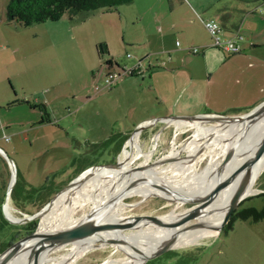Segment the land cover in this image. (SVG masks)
I'll return each mask as SVG.
<instances>
[{
  "label": "rangeland",
  "instance_id": "1",
  "mask_svg": "<svg viewBox=\"0 0 264 264\" xmlns=\"http://www.w3.org/2000/svg\"><path fill=\"white\" fill-rule=\"evenodd\" d=\"M204 1H213L211 9L219 7L225 16L241 23L243 39L256 27L251 17L264 18V0ZM6 3L7 0H0V148L13 161L16 170L17 184L10 193L11 201L34 212L82 167L115 161L121 154L128 159L131 140L126 144L125 140L139 119L164 113L153 112V107L157 106L156 101L153 102V91L144 89L145 96L142 94L138 98L142 88L132 83L139 77L121 74L114 83L116 86L105 87L106 61L111 58L117 61L120 67L112 68L121 73V66L128 68L140 59V67H145L151 58H155V53L159 54L154 52L139 58L141 53L163 52V49L167 52L174 43L183 44L179 26L185 23L184 12H180L183 6L178 0H130L110 9H96L84 19L71 17L65 12L58 20L24 26L6 20ZM190 19L189 26L201 24L197 15L192 14ZM259 27L264 32V25ZM165 61L160 60L157 65L165 66ZM224 72L225 68L222 69ZM222 73L220 71L219 75ZM126 80L132 81V85L124 87L123 92L121 89L117 91V86ZM232 81L233 78L227 84L219 85L223 103L220 113L250 109L244 107L264 96V62L262 66L246 69L242 81L241 78L238 83L232 84ZM219 86L212 87L214 100ZM13 98L21 102L9 104ZM42 106L49 121L39 123L44 116ZM205 123L211 126L215 122ZM159 124L154 123L139 133L140 149L133 166L148 165L151 160L170 153L175 155L174 160L151 167L146 173L163 176L185 187L203 182L207 177L205 168L213 161L221 160L225 144L213 140L210 143L213 144L212 150L195 158L208 142L200 140L191 146L193 131L187 126L177 129L174 134L173 125L168 124L160 135ZM124 135L127 137L122 140ZM108 138L111 140L107 141ZM154 146L157 147L154 149ZM261 171L257 194L264 192V169ZM3 174L0 165V178ZM55 188L58 189L55 191ZM6 190L7 187L0 188V244L11 234L10 226L2 216ZM42 198L44 201L36 207L27 204ZM110 201L109 197L104 201L101 199L103 209L109 208ZM199 203V199H190L176 205L174 201L156 195L134 194L126 196L106 215V220L113 222L119 218L177 214ZM10 205L17 209L12 210L10 206L11 214L21 218L20 211H24L12 202ZM94 205L92 200H83L80 205L73 204L74 208L69 212L61 209L56 216L68 213L64 225L83 217ZM251 205L260 207L262 196L243 201L239 207ZM36 222L37 219L26 225L35 227ZM156 228L143 225L119 233L130 234L139 229L154 233L158 231ZM74 245L75 242L64 245L49 253L48 257L60 258ZM90 245L93 248L84 251L71 264H101L107 258L122 260L130 255L123 254L111 244L97 246L98 243L91 242ZM144 264H264V218L258 221L236 218L220 234L217 232L215 236L199 239L179 251L151 257Z\"/></svg>",
  "mask_w": 264,
  "mask_h": 264
},
{
  "label": "bare ground",
  "instance_id": "2",
  "mask_svg": "<svg viewBox=\"0 0 264 264\" xmlns=\"http://www.w3.org/2000/svg\"><path fill=\"white\" fill-rule=\"evenodd\" d=\"M167 125H173L175 131L177 129L187 126L192 132L191 146L196 145L200 140L203 142L213 143V140H217L225 144V151L230 145L232 138L235 136L239 129V124L228 123V122H215L214 125H207L205 120H195V121H184V120H172L166 119L163 121ZM155 121H146L138 126L131 135L126 140H131L128 143L130 149V154L128 159H125L123 154L120 155L119 161L123 164L120 166H103L99 167L90 174L81 183L74 187H69L63 190L52 202L47 211L39 217L40 227H54L62 225L65 220H67V214H62L56 216V212L61 209L68 210L73 207V204L80 205L83 200H92L95 205L89 209L83 217L100 215L102 214V220L107 222L106 215L109 214L114 208H116L119 203H121L126 196H131L134 194L141 195H156L168 200L174 201L176 205L183 203L186 200L192 199H203L207 194L212 178H214L215 169L219 161H213L205 168V173L207 174L206 179L203 182H197L192 187L182 186L179 182H171L165 179L163 176L147 174L151 167L146 165L133 166V163L137 159V154L139 152V133L147 127L154 124ZM243 130L245 125H241ZM264 133V117L253 123L248 129H245L243 137L239 141L237 151L234 154L230 163L224 168L222 176L226 177L227 182L219 196L214 201L215 208L207 215L206 220L191 231L190 243L195 242L199 239L205 237H212L217 234L219 229L224 225L226 221L228 202L233 193L238 192L242 187L243 175L245 171L242 167L245 160L250 152L252 146L258 141L260 136ZM176 134V133H175ZM126 144V141H125ZM123 146H125L123 144ZM173 150V147L170 149ZM137 156V157H136ZM136 157V158H135ZM257 166L260 170L264 169V152L262 153L260 159L257 161ZM204 173V172H203ZM143 178L141 181H136V178ZM199 176V175H198ZM197 176V177H198ZM200 178V177H199ZM247 181V180H246ZM184 182V181H183ZM109 190V191H107ZM105 193V195L103 194ZM109 196H107V194ZM104 195V196H103ZM111 198V205L109 208L103 209L101 205V199ZM195 206V205H194ZM74 208V207H73ZM192 209V208H190ZM188 210H184L177 214H166L159 217L143 218V216H137L133 218H119L116 221L123 222H139V225L135 227H141L144 225H154L155 222H170L173 224L183 223V219H180V214H183ZM9 204H5L4 212L6 216L11 220H19L9 212ZM106 212V213H105ZM99 213V214H98ZM105 213V214H104ZM59 214V213H58ZM70 214V213H69ZM57 218L56 220H54ZM82 218V217H81ZM144 221L145 223H143ZM114 222V221H113ZM143 223V224H140ZM156 226V225H154ZM182 225L173 227H161L157 226L158 231L152 233L147 232V230H141L133 232L130 234H121L125 238H128L135 243L143 246H159L165 241L174 237L179 228ZM155 229V230H156ZM184 238V236H182ZM91 242L98 243L97 246H105L107 243L100 242L96 237L85 238L75 242V245L71 247L70 251L60 258H51L48 255L41 258L37 264H71L79 255L84 251L93 248L90 245ZM24 249H15L5 256H3L0 264H19L22 259ZM142 259L140 254L130 253L125 259L118 260L113 258H107L101 264H142Z\"/></svg>",
  "mask_w": 264,
  "mask_h": 264
},
{
  "label": "water",
  "instance_id": "3",
  "mask_svg": "<svg viewBox=\"0 0 264 264\" xmlns=\"http://www.w3.org/2000/svg\"><path fill=\"white\" fill-rule=\"evenodd\" d=\"M264 117V100L257 104L256 106L250 108L244 113L240 114H216V113H198V114H177V115H169L163 116L159 118H152L146 121H155V124L162 123L166 119L172 120H184V121H195V120H205L208 122H228V123H237L239 124V129L236 132L235 136L232 138L229 147L223 154L221 160L219 161L215 172L214 178L211 180L209 188L207 190L206 196L203 199H199L200 203L197 206L192 207L189 211L180 214L179 218L183 219V223L173 224L170 222H155L156 226L163 227H173V226H181L174 237H171L163 244L159 246H143L135 243L134 241L125 238L119 232L126 229L136 228V225H139L137 222H123V221H114V222H104L102 220V214L100 215H92L82 218H77L75 221L70 223H65L64 225L54 226V227H40L39 222L34 229L29 231L28 233L20 236L15 241L10 243L7 247H5L2 251H0V262L6 254L9 252L23 248L24 252L22 255V259L19 264H37L41 258L48 255L52 251L61 248L64 245L85 239L90 237H96L100 242L111 244L115 247V249L121 251L123 254L125 253H136L140 254L142 259V264L151 258L161 256L168 252L179 251L180 249L190 245L191 240V231L195 228L199 227L204 220H206L207 215L212 211L214 206L215 199L219 196L221 189L224 188L225 183L227 182L226 177L222 176V172L228 163L231 162L234 154L237 151V147L239 141L243 137L245 129H248L253 123L257 120ZM142 122V123H144ZM142 123L137 124L134 130L140 126ZM241 125H245V129L243 130ZM133 130V131H134ZM132 131V132H133ZM174 128V134H175ZM173 134V136H174ZM158 146V144H157ZM154 146V149L157 147ZM213 147V144H208L204 147L195 158H201L208 152H210ZM149 149V148H148ZM147 149V150H148ZM264 152V133L260 136L257 142L252 146L248 156L245 160V163L242 167V170L245 171V175H243L242 185L243 187L238 191L232 194L229 204L227 207L226 221L230 218L231 214L236 210V208L246 200L248 197L255 195L259 192V189L256 187L257 181L260 177L261 170L257 166V161L260 159L262 153ZM0 154L6 159L10 171L11 177L9 184L7 186L6 195L2 204V213L5 220L10 224H21L24 222H28L30 220H39V217L43 215L47 209L52 204L53 200L66 188L74 187L77 184L81 183L84 179H86L90 174L96 171L97 168L103 166H121L123 163L118 160L105 163H97L91 166L86 167L82 171H80L77 175H75L72 179H70L64 186L59 188L48 200L45 202L38 210L33 213L25 216L19 220H11L9 219L5 212L4 207L5 204H8V199L10 193L16 183V170L13 164V161L6 155L5 151L0 148ZM175 159V155L170 153H165L162 156L151 160L147 167H155L165 163H168ZM141 178H136V181H141ZM247 180V181H246ZM106 213V212H105ZM104 213V214H105ZM99 214V213H98ZM148 218V217H147ZM225 221V222H226ZM145 223L144 221H142ZM140 223V224H143ZM225 224V223H224ZM144 225V224H143ZM224 226V225H223ZM223 226L219 229V233L222 230ZM184 236V238L182 237Z\"/></svg>",
  "mask_w": 264,
  "mask_h": 264
},
{
  "label": "crops",
  "instance_id": "4",
  "mask_svg": "<svg viewBox=\"0 0 264 264\" xmlns=\"http://www.w3.org/2000/svg\"><path fill=\"white\" fill-rule=\"evenodd\" d=\"M178 1L183 6L180 7L182 8L180 12L182 14L184 12L183 22H185V26H179V32L183 35V44L179 43L177 45L174 43V46L168 48L167 52L163 49V52L154 50L145 54L141 53L139 58L149 53L158 52L159 54L155 53V58H151L149 63H146L145 67H140L139 75L134 76L139 77L137 82L132 83V81L126 80L122 81L117 86V91L121 89V92H123L124 87L132 84L138 85L142 88V90H140L141 93H138L139 99L142 94L145 96V93H142L144 89L153 91V102L155 104L156 101L157 106L153 107L152 110L153 112L164 113L154 115L155 117H142L139 119L138 124L152 118L177 114H224L220 113L222 111H219L220 106L223 104L220 100L222 96L220 94L221 90L219 85L227 84L229 79L231 81L232 78V84L240 82V78L242 81L246 69L262 66L264 62V32H262V28L259 27V25H264L263 17H251V22L255 23L256 27L253 31H249L247 36L243 39L240 33L242 27L240 25L241 23L239 24L230 19L229 15L225 16L224 13L220 11L219 7L213 8L214 10L211 9L212 7L210 6L214 4L213 1L209 3L204 0ZM192 14L195 16L197 15L199 22H201L200 25L198 23H192V26L187 24L189 22L191 23L190 18H192ZM205 19H214L217 21L221 26L222 36L240 35L241 38L237 41L240 46V51L238 53H228L214 47L212 45L211 36L203 25V20ZM246 19L247 18H245V21ZM191 47H196L197 51L194 53L191 52ZM160 60H166L165 66L161 65V67H159L157 65ZM154 61L156 62L155 64ZM224 68L225 72L222 73V69ZM148 69L149 71L146 73ZM220 71L222 75H219ZM237 74H239V78H237ZM234 75L236 78H234ZM214 86H219V92L215 95V100L212 99L211 94L212 87ZM14 99L15 98L12 100ZM263 100L264 96L258 98L253 104L244 108H252V106L254 107ZM230 109L231 108L227 110ZM243 110L247 111L249 109ZM243 110L241 109L234 113L245 112ZM39 123L44 122L39 121ZM166 125L167 124L164 122L159 124L160 135H162V128ZM0 165L3 167L4 173L2 178H0V188L5 189L9 184L11 172L9 169L10 167H8L6 163V159L1 154ZM87 166L82 167L80 170L85 169Z\"/></svg>",
  "mask_w": 264,
  "mask_h": 264
},
{
  "label": "trees",
  "instance_id": "5",
  "mask_svg": "<svg viewBox=\"0 0 264 264\" xmlns=\"http://www.w3.org/2000/svg\"><path fill=\"white\" fill-rule=\"evenodd\" d=\"M129 1L130 0H7V3L5 4V18L7 21H13L24 26L30 25L32 23L43 22L46 20H52V21L58 20L65 12H67L71 17H78L80 19H84L90 12L96 9L99 8L110 9L115 7L116 5ZM106 64L108 65V68H112L113 66L120 67L118 62L113 59H108L106 61ZM122 68L123 67L121 66V69ZM136 75H139V73H136L134 71L133 73L128 74L127 76H136ZM19 102H21V100L14 99L11 102H9V104H16ZM28 104L30 106H33V104L30 103ZM42 110L44 111L43 106H42ZM47 121H49V119L47 113L44 111V116H42L40 122H47ZM126 137L127 135H124L122 140H124V138ZM109 140L111 139L108 138L107 141ZM125 141L127 142L128 140ZM91 165L92 164L88 166ZM16 184L17 181L14 187L16 186ZM44 189L45 186L42 187V190ZM57 189L58 188H55V191ZM257 196H262V205L260 207H256L253 205L240 206V207L238 206L236 210L231 214L228 222L223 226L222 230L224 228H229L232 222L236 218L245 219V220L249 219L251 221H258L263 219L264 192H261L254 196H250L246 200H244V202ZM4 224H6L5 221ZM222 230L220 231V233L222 232ZM20 236L21 233L11 234L7 241L0 244V251H2L5 247H7L10 243L15 241Z\"/></svg>",
  "mask_w": 264,
  "mask_h": 264
},
{
  "label": "built area",
  "instance_id": "6",
  "mask_svg": "<svg viewBox=\"0 0 264 264\" xmlns=\"http://www.w3.org/2000/svg\"><path fill=\"white\" fill-rule=\"evenodd\" d=\"M203 25L208 31V33L211 36L212 39V45L218 49L224 50L228 53H238L240 51V46L237 43L238 39L241 38L240 35H233V36H222V29L221 26L217 21L214 19H205L203 20ZM178 45V42H176ZM191 52H196V47L190 48ZM140 64L141 61L138 60L136 64L128 67V68H122L121 73L115 71L113 68H108L105 73L104 78V86L105 87H112L114 83H116V79L121 75H128L133 73L134 71L136 73L140 72Z\"/></svg>",
  "mask_w": 264,
  "mask_h": 264
},
{
  "label": "flooded vegetation",
  "instance_id": "7",
  "mask_svg": "<svg viewBox=\"0 0 264 264\" xmlns=\"http://www.w3.org/2000/svg\"><path fill=\"white\" fill-rule=\"evenodd\" d=\"M11 196H9V199H8V204L10 205V203L12 202V204L13 205H15V206H17L18 208H20V209H22L24 212H30V213H24V212H21L20 211V214L22 215V217L21 218H19V219H22V218H24L25 216H27V215H29V214H31V213H33V210L32 211H27V210H25V209H23L22 207H19L18 205H16V204H14V202L13 201H11V198H10ZM43 200V198L42 199H38V200H36V201H28L29 203H27V204H29L28 206H31L32 208L33 207H36V205H38V204H41L40 202ZM11 201V202H10ZM44 201V200H43ZM43 203V202H42ZM11 206V205H10ZM12 207V206H11ZM35 209V208H34ZM12 210H17V209H15V208H13L12 207ZM11 210V211H12ZM9 212H10V210H9ZM11 213V212H10ZM14 215V214H13ZM2 216H3V213H2ZM15 216V215H14ZM3 218H4V216H3ZM17 218V217H16ZM4 220H5V218H4ZM6 221V220H5ZM30 221H32V220H30ZM30 221H28V222H30ZM7 222V221H6ZM8 223V222H7ZM26 223L27 222H24V223H21V224H10V223H8L9 224V226H10V232H11V234H20L21 233V236L22 235H24V234H26V233H28L29 231H31L32 229H34L35 227H27V225H26ZM36 224H37V222H36ZM10 234V235H11Z\"/></svg>",
  "mask_w": 264,
  "mask_h": 264
}]
</instances>
